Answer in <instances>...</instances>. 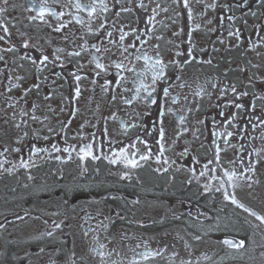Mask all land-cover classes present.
I'll list each match as a JSON object with an SVG mask.
<instances>
[{"label": "flooded vegetation", "instance_id": "flooded-vegetation-1", "mask_svg": "<svg viewBox=\"0 0 264 264\" xmlns=\"http://www.w3.org/2000/svg\"><path fill=\"white\" fill-rule=\"evenodd\" d=\"M43 2L0 0V264H264V3L46 0L42 20ZM158 54L166 77L137 95ZM121 148L151 158L110 164Z\"/></svg>", "mask_w": 264, "mask_h": 264}, {"label": "snow or ice", "instance_id": "snow-or-ice-1", "mask_svg": "<svg viewBox=\"0 0 264 264\" xmlns=\"http://www.w3.org/2000/svg\"><path fill=\"white\" fill-rule=\"evenodd\" d=\"M3 2H4L5 5H7L8 0H3ZM258 2L264 3V0H258ZM45 3H46V0H44V2L40 6V12H39L40 19L43 20L44 17H45V14L47 12H50V14L52 16H54V17L57 16V12L48 9L45 6ZM247 3H248V0H244V4L246 5ZM99 6H100L101 10H104V11L107 10V5L104 3V0H100V5ZM185 6H187V0H185ZM83 7L84 6L81 3H79L78 0H77V2L75 3V8L77 10H81ZM88 8H89L88 14L91 17L96 12V8H97L96 3H95V0H94V2H93L92 5L88 6ZM121 10L122 11H130V9H121ZM6 11H7L6 8H0V13H4ZM59 15L60 16H63L64 13L63 12H60ZM36 18L37 17H35V16L31 17V19H36ZM228 19L231 20L232 17H228ZM0 27H3L4 32H7L8 31L7 27H4L3 25H0ZM62 27H64V25H60V27L56 28V31H60V29ZM101 27H103V25H101ZM229 34L231 35L232 33L230 32ZM107 35L111 36V33L109 32V33H107ZM125 35L126 34H122L120 36V40L121 41H123L125 39ZM2 39H4V37L3 36H0V40H2ZM137 39H139V37H137ZM23 46L25 48H27L28 47V44L25 42ZM129 47H135V45L134 44L133 45H129ZM97 50H99V49H97ZM123 51L124 52H127V48H124ZM189 54H191V53H189ZM70 55H76V56H78V55H80V53L79 52H73V53H70ZM2 59H3V57L0 56V60H2ZM136 59L139 60V59H141V57L140 56H137ZM143 59L145 61V64H146L147 68L151 71V84L150 85H146V84H144L143 79H141L140 80V87L136 89V93H137V95H139L140 90L142 88V89H144V91H145V93L147 94L148 97H152L153 96V92L155 91V87L154 86L156 85V83L158 81H160L161 79H164L166 77V72H165L166 65L164 64L163 60L159 59V54L157 56V59H155V61L152 62V63H149V61L152 58L148 57L147 55H145L143 57ZM47 60H48V57L47 56H44L42 58V60L40 61V63L43 64ZM189 62L190 61H185V63H189ZM33 63H36V62L33 61ZM208 63H211V61H208ZM104 67L105 66L103 64H101L99 62L96 63V68L101 69V70H104ZM115 67L117 69H122L124 67V65L122 63H117L115 65ZM128 70L129 71H132L133 69H128ZM97 74L99 75V73H97ZM138 76L145 77L146 78V73H143V72L142 73H138ZM75 79L77 81H79L81 79V77L80 76H76ZM177 79H179V77H177ZM108 83H110V82L106 81L105 87L107 86ZM117 83H119V80L117 81ZM232 91L233 92L236 91V89H235L234 86L232 88ZM75 92H76V95L79 96V94H80L79 87L76 88ZM199 94L200 93L198 92L197 95H199ZM168 95H169L168 88H164L163 89V96L164 97H168ZM244 95H247V93H244ZM113 99H115V97H113ZM150 102L152 104H156L157 103V101H156L155 98L151 99ZM125 103H131V101L126 100ZM33 107H35V106H33ZM235 107L236 108H243V105L242 104H236ZM252 107L254 109L255 108V105L253 104ZM22 115H27V113L26 112L25 113H22ZM159 115L161 117H163V115H164L163 108H161V111H160ZM220 115L223 116L224 113L221 112ZM32 119L35 120V119H37V117L33 116ZM231 119H234V117H232ZM231 119L228 121L229 123L231 122ZM257 119H259V117H257ZM180 120H181V123H183L184 118L183 117H180ZM162 123L163 122L161 121V124ZM261 123H264V120H262ZM16 127H19V125H16ZM253 127H255V126H253ZM227 135L228 136H231L233 134L232 133H228ZM163 138H164V128H163V126H161V128H160V140H163ZM45 139H47V137H45ZM160 140H158L157 143H160ZM141 143H144L145 145L147 144L146 141H141ZM53 148L56 151H60V149L57 148L56 145H53ZM131 148H135V144L131 145ZM16 150L18 151V149H16ZM33 151L34 152H39V151H45V150H43V149H33ZM63 151L69 152V149L68 148H65V149H63ZM162 154H163V145L161 144V152H160V155H162ZM78 155H79V159L81 161L85 160L88 157H90L92 160L99 159L98 156H96V155L93 154L92 145L91 144H88L86 146L81 147L80 150H79V154ZM69 158H71L70 155H69ZM150 158H151V150L150 149H148L147 152L140 153L138 155V151H129L128 149H125V148H121L120 151H119V153H114L113 154V157H111V158L105 157V159H108L109 163L112 164V165L123 164V166L125 168H130V169H135V168L142 167L143 165L140 163V161H148ZM219 158H220L219 157V149H217L216 160L219 161ZM57 159H59V157H57ZM156 161H157V163L160 162V156L159 155L156 157ZM164 163H167V160H165ZM21 166L28 167V162L22 161V165ZM205 168H207V165H205ZM166 170L167 169H165V171ZM251 170L252 169L250 168L249 171H251ZM157 171H159V169H157ZM201 175H204V173L202 172ZM224 175L228 177V181L229 182H232L233 181V178L236 177L237 174L235 172L229 173V172L225 171ZM29 179H31V177H29ZM217 191H219V189H217ZM224 198H225V200H231V202L233 204L237 205L240 208H243L244 211H246V212L250 211L243 204H240L239 201L236 200V198H235L234 195H230L229 193L225 192L224 193ZM251 215L257 216V214L254 213V212H252ZM257 219H259L262 222H264V217L257 216ZM0 227H2V225H0ZM57 227H59V225H57ZM49 235H51V233H49ZM197 239H199V237H197ZM223 243L225 245H228L229 247H242L244 242L243 241H240L239 244L237 245L232 240L225 239L223 241ZM100 248L101 249L104 248V245H100ZM41 251H43V249H41ZM99 255L103 258L106 255H111V253H105V252L101 251V252H99ZM139 255L143 259H147L149 256L154 255V253H152L150 251H145L143 253H140ZM102 264H103V261H102ZM111 264H117V262L116 261H112ZM133 264H136V262L134 261Z\"/></svg>", "mask_w": 264, "mask_h": 264}, {"label": "trees", "instance_id": "trees-1", "mask_svg": "<svg viewBox=\"0 0 264 264\" xmlns=\"http://www.w3.org/2000/svg\"><path fill=\"white\" fill-rule=\"evenodd\" d=\"M59 180H61V179H59ZM56 183L60 184L61 182L58 181V180L56 179V180H51V181H49L48 183H41V184L44 185V186L47 185V187H50V186H55ZM65 183H67V182H65ZM56 185H57V184H56ZM71 187H73V185H72V184H69L68 189L71 188ZM222 219H224V218H222ZM226 219H227V218H225V220H226Z\"/></svg>", "mask_w": 264, "mask_h": 264}]
</instances>
